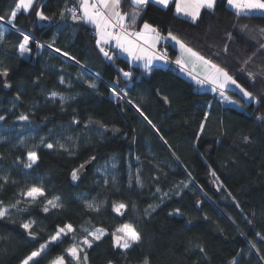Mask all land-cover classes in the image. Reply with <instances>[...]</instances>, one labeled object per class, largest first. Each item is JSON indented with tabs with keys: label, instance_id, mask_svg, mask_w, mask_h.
Wrapping results in <instances>:
<instances>
[{
	"label": "trees",
	"instance_id": "trees-1",
	"mask_svg": "<svg viewBox=\"0 0 264 264\" xmlns=\"http://www.w3.org/2000/svg\"><path fill=\"white\" fill-rule=\"evenodd\" d=\"M15 3L0 0V73L7 72L0 74V208L7 209L0 264H22L41 245L47 248L31 264L61 256L76 264L67 249L96 229L104 236L83 247L80 264H264V16H237L227 0H216L195 22L172 4H149L137 21V29L147 21L162 38L171 32L254 97L246 103L228 91L232 107L175 66L105 57L93 28L66 10L75 7L79 16L76 0H35L9 23ZM121 8L131 10L128 0ZM38 9L51 19L40 21ZM24 35L32 40L21 56ZM161 48L171 61L179 58L165 41ZM26 133L32 136L23 139ZM69 133L75 143L56 148ZM29 152L38 157L31 168ZM107 164L113 169L105 180L99 170ZM33 186L44 195L27 204ZM57 197L59 207L47 204ZM119 204L126 207L118 213ZM125 223L141 239L121 250L113 233ZM69 224L72 232L51 241Z\"/></svg>",
	"mask_w": 264,
	"mask_h": 264
},
{
	"label": "snow or ice",
	"instance_id": "snow-or-ice-1",
	"mask_svg": "<svg viewBox=\"0 0 264 264\" xmlns=\"http://www.w3.org/2000/svg\"><path fill=\"white\" fill-rule=\"evenodd\" d=\"M78 4L79 11L82 15L77 16V9L67 8L66 10L72 14V19L75 21H83L85 23H90L95 26L97 39V45L100 46V51L107 57L111 59L109 53L105 51L104 47L101 45L109 44L110 42H115V47L120 49L122 52H126L134 60H143L145 67H150L152 61L155 60H166V55H161L155 51L156 44L162 38L158 28L154 27L147 21H143L142 27L137 30V21L141 19V13L146 9L149 4H155L167 8L169 6L170 0H128L130 5V11H122L121 5L122 0H76ZM35 4V0H16L15 8L10 13L9 23L15 19L18 12L21 10L23 12H29L32 10ZM227 4L235 10L236 15L247 14L251 12L259 11L264 13V0H227ZM216 6V0H176V12L183 13L185 16L191 17L192 21L195 22L200 15L202 9L214 10ZM61 18L64 16V12L60 13ZM36 17L40 21H49L51 18L46 16L42 9L36 11ZM4 17H0L3 20ZM169 38L177 45H179L181 50V58L176 60V63L182 68L185 63L192 62L193 66L197 64L203 67L205 71L204 81L213 85V91L219 89L221 95H223V90L229 85H235L244 95L245 98L254 99L252 94L241 87L229 73L223 68L219 67L217 64L212 63L210 60L205 59L199 53L195 52L192 48L188 47L186 44L181 42L176 36L169 32ZM31 38L24 35V42L19 45V53L23 56L28 50L26 45ZM4 40V32L0 31V42ZM52 47L51 44L48 45ZM39 47V45H38ZM60 51L59 49H55ZM226 50V49H225ZM61 55L68 56V53L62 52ZM69 59L73 57L69 56ZM2 75H7L4 71L0 73ZM125 77H130L131 73L124 72ZM195 78V77H194ZM197 79V83H203ZM63 82V81H61ZM11 85L5 84V87H10ZM94 87V85H89ZM55 93H53V96ZM19 99V96H17ZM143 114V113H141ZM260 117H258L259 119ZM4 117L0 116V120ZM19 119L27 120V116H20ZM47 147L51 149L53 145L51 143L47 144ZM63 147V145H61ZM38 157L35 152H29L28 160L30 161L25 165V167L31 168L32 164L36 163ZM83 167V165H81ZM214 175V173H213ZM73 180L77 179V173L74 171L72 173ZM2 187V186H0ZM27 197L35 201L38 197L44 195V191L40 187H31L25 194ZM59 198H54L53 200H48L47 204L51 205L53 208L59 207L56 200ZM2 203V202H0ZM19 203V201L17 202ZM89 208H93L92 204L88 205ZM124 204H119L115 207V211L118 213L120 209L125 208ZM44 211L47 212L48 208L45 207ZM7 214V209L0 208V218ZM22 227L27 231L31 228L30 223L23 224ZM72 226L65 225V227L60 228L57 234L52 237L53 241L59 240L60 235L72 232ZM31 235V232H29ZM93 240H99L104 232L102 229H96L95 232L89 233ZM115 238V244L117 247L123 249L130 248L133 244L139 243L141 237L133 225L125 223L116 229L113 233ZM83 244L91 247V242L86 238L82 241ZM47 245H41L37 251H33L24 261L23 264H30L35 258L39 257L41 253L45 250ZM81 249L78 245H74L67 249V255L76 261V264H80L81 259L87 261V255L81 257ZM52 264H65L64 257H58L52 262ZM145 264H148L147 260Z\"/></svg>",
	"mask_w": 264,
	"mask_h": 264
},
{
	"label": "crops",
	"instance_id": "crops-1",
	"mask_svg": "<svg viewBox=\"0 0 264 264\" xmlns=\"http://www.w3.org/2000/svg\"><path fill=\"white\" fill-rule=\"evenodd\" d=\"M173 5L174 7V12L177 16L183 18V19H186V20H189V21H192L191 17H188V16H185L183 13H177L176 12V0H170V3L169 5ZM77 7H78V4L76 3ZM155 5V4H154ZM159 6V5H157ZM227 6L233 10L235 12L234 9H232L228 4ZM161 8H163L162 6H159ZM22 11V10H21ZM78 13H79V16L82 15V13L79 11V7H78ZM241 15H248V16H251V15H263L264 16V13H261L259 11H256V12H251V13H247V14H241ZM86 25L90 26L91 28H93V30L95 31V36H96V39H98L97 35H96V29H95V26L90 24V23H85ZM142 27V26H141ZM140 27V28H141ZM139 30V29H137ZM164 40L166 43H168L169 45H171L178 53L179 55V58H181V50H180V47L179 45H177L175 43V41L171 40L169 38V35L165 36L164 37ZM162 42V38L158 41V43L156 44V49L155 51L157 53H159V46ZM97 43V42H96ZM105 45V44H103ZM103 45H101L103 47ZM108 46H112L113 48V51L115 50L116 53L118 54V56L120 57H123L124 59H126L132 66H137V67H143V68H146L145 67V63L143 60H134L132 57H130L126 52H122L120 49L116 48L115 47V42H110L109 44H107ZM100 47V46H99ZM156 66H161V67H164L166 66V62L164 60H153L152 63H151V66L150 67H147L148 69H151L153 67H156ZM180 69L178 71V74L185 78L186 80H189L190 82H192L195 86H197V88L200 90V91H208V92H212V93H215L217 94V96L220 98L221 102L223 105H227V106H232V107H237V103L232 99L230 98L226 93V96L230 98L231 102L227 101L225 97V95H221V91L219 89H217L216 91H213V85L208 83L207 81H204V75H205V71L203 69V67H201L200 65H196V66H193V63L192 62H188V63H185L183 68L179 65ZM195 77V78H194ZM197 79L201 80V81H204L203 83H197ZM224 90H227L229 92H232V93H236L237 95H239L246 103H251L252 100L251 99H248V98H245L243 93L235 87V85H229L226 89ZM225 101H224V100Z\"/></svg>",
	"mask_w": 264,
	"mask_h": 264
},
{
	"label": "rangeland",
	"instance_id": "rangeland-1",
	"mask_svg": "<svg viewBox=\"0 0 264 264\" xmlns=\"http://www.w3.org/2000/svg\"><path fill=\"white\" fill-rule=\"evenodd\" d=\"M32 40V39H31ZM34 40V39H33ZM97 41V40H96ZM165 40H164V38H162V42H161V44L164 42ZM161 44H160V46H159V54H161V55H166V60H164L165 62H166V65H172V67H174V69L175 70H177L176 72H178L179 71V69H180V67H179V65L176 63V61H171L169 58H168V56H167V53L165 52V51H163L162 50V48H161ZM103 47H104V49H107V51H109L110 49H112V51H109L108 53H109V56H111V57H115V58H117L118 57V54L116 53V51L114 50L113 51V48H112V46H108L107 44H105V45H103ZM24 55H27L26 53L24 54ZM226 92H228L227 90H223V94L225 95V97L224 98H226V100L227 101H229V102H231V100H230V98L229 97H227L226 96ZM51 98H57V99H61L60 97H57V96H53V95H51ZM224 100V99H223ZM252 100V102L251 103H255V101L253 100V99H251ZM225 101V100H224ZM2 131H7V130H2ZM32 135L30 134V133H26V135L24 134V137H23V139H27V138H29V137H31ZM75 141H76V139H75V137H74V135L72 134V133H69V134H64L63 136H61L60 138H58L57 139V142L55 143V147L56 148H59V149H66V150H68L70 147H71V145L72 144H74L75 143ZM61 145H63V147H61ZM30 161L28 160V157H27V163H29ZM112 169H113V166L112 165H109V164H107V165H105L104 167H102V168H100V170H99V173H100V175H102V176H104L105 177V180L108 178V177H110V175L112 174ZM24 202H26L27 204L28 203H30V201H32L31 200V198H29V197H27L26 195L23 197V199H22ZM86 204V206L88 207V205L89 204H92L93 205V208H91V209H93V210H97V206L96 205H94L93 203H90V202H86L85 203ZM91 232H95V230H93V231H91ZM91 232H89V233H91ZM89 233L86 235V237L84 238V239H88L90 242H91V244H93V243H95L96 241H98V240H93V238H92V236H90L89 235ZM62 236H64V234H61L60 235V238L62 237ZM102 236H104V235H102ZM101 236V237H102ZM59 238V239H60ZM83 239V240H84ZM83 240H81L80 241V243L78 244V246H79V248L82 250L83 249V247H88L87 245H85V244H83L82 243V241ZM51 241H53L52 239H51ZM54 242V241H53ZM47 248V247H46ZM45 248V249H46ZM121 250H125V249H123V248H121V247H119ZM38 258V257H37ZM37 258H35V259H37ZM34 259V260H35ZM72 259V258H71ZM33 260V261H34ZM33 261H30V264L33 262ZM23 264V263H22Z\"/></svg>",
	"mask_w": 264,
	"mask_h": 264
},
{
	"label": "water",
	"instance_id": "water-1",
	"mask_svg": "<svg viewBox=\"0 0 264 264\" xmlns=\"http://www.w3.org/2000/svg\"><path fill=\"white\" fill-rule=\"evenodd\" d=\"M91 165V161H87L83 167H81L79 170H78V175L81 176L83 174H85L87 172V170L89 169Z\"/></svg>",
	"mask_w": 264,
	"mask_h": 264
},
{
	"label": "built area",
	"instance_id": "built-area-1",
	"mask_svg": "<svg viewBox=\"0 0 264 264\" xmlns=\"http://www.w3.org/2000/svg\"><path fill=\"white\" fill-rule=\"evenodd\" d=\"M105 51H107V49H105ZM107 52H109V51H107Z\"/></svg>",
	"mask_w": 264,
	"mask_h": 264
}]
</instances>
